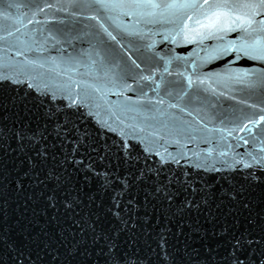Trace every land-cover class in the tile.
<instances>
[{
  "label": "snow or ice",
  "instance_id": "1",
  "mask_svg": "<svg viewBox=\"0 0 264 264\" xmlns=\"http://www.w3.org/2000/svg\"><path fill=\"white\" fill-rule=\"evenodd\" d=\"M70 6L80 5L70 0ZM87 7L117 11L135 21L121 27L122 34L150 41L142 45L150 53L145 61L158 68L164 60L168 75L170 60L153 51L152 33L139 25L172 24L175 35L164 36L165 41L175 42L176 36L194 44L219 41L208 59L231 55L233 63L264 65V0H92ZM36 10L43 11L39 5ZM0 15L9 19L7 12ZM230 33L235 35L228 39ZM44 39L62 42L55 34ZM20 43L36 41L28 37ZM131 63L140 68L135 60ZM164 73L159 83L151 68L139 79L155 84L153 90L167 89L171 82L163 79ZM193 74L195 79L179 73L189 87L215 76L225 86L259 89V114L244 117L240 131L253 143L257 137L264 141V68ZM21 83L26 82L0 74V264H264V155L249 153L250 160H234L224 169L195 164L191 172L172 168L179 161L160 153L158 162L149 164L135 146L104 143L85 124L82 109L94 103L89 90L95 92L99 85L78 83L81 90L73 93L70 83L58 100L56 91L32 83L20 95L13 86ZM130 88L124 82L117 94ZM144 152L151 155L152 149ZM206 171L220 175L208 178L202 174ZM13 200L23 207L15 225L9 224L7 212ZM13 227L19 230L18 241L10 234Z\"/></svg>",
  "mask_w": 264,
  "mask_h": 264
},
{
  "label": "water",
  "instance_id": "2",
  "mask_svg": "<svg viewBox=\"0 0 264 264\" xmlns=\"http://www.w3.org/2000/svg\"><path fill=\"white\" fill-rule=\"evenodd\" d=\"M12 3L27 4L28 7L9 9L7 5ZM77 3L80 6H70V0H0V13L7 12L9 17L5 20L0 15V37H6L0 39V74L26 82L13 86L20 95L30 91L27 83L56 91L58 100L60 90L70 83L73 93L81 90L78 83L99 85L95 92L89 90L94 103L82 109L85 124L104 143L127 142L135 146L136 152L147 156L146 163L149 164L154 160L158 162L156 153H160L179 161V164L172 163V168L191 172L195 164L205 167L214 164L216 168L224 169L226 163L234 160H250L249 153L264 155L259 151L264 148V141L257 137L253 143L240 131L242 124L247 122L244 117L252 116L253 112L259 114L262 101L259 89L251 91L239 85L225 86L222 81H216L215 76L206 79L202 85L189 87L179 75L183 72L195 79L194 72L226 75L228 69L251 71L264 68V65L244 60L233 63L231 55L208 59L207 54L219 41L205 40L203 44H194L184 42L179 36L175 42L165 41L164 36L175 35L172 24L139 25L145 33H152L151 40L156 42L153 51L170 60L168 70L172 75H168L164 73V60L158 61V68L155 62L149 65L145 61L150 53L142 45L150 41L122 34L121 27H131L135 21L118 15L117 11L108 13L87 7L92 0H77ZM46 4L54 7L47 8ZM37 5L43 11H37ZM61 6L67 10H62ZM92 15L97 19H87ZM101 24L116 36L115 41L108 39L99 27ZM5 29L12 34L7 36ZM53 34L62 42L44 39ZM234 35L230 33L227 38ZM28 37L36 43L27 46L20 43L27 42ZM129 57L140 64V68H135ZM149 68L156 72L152 79L157 83L164 73L163 79L171 82L167 89L162 86L153 90L155 84L139 79L141 72L148 75ZM116 74H119V80ZM132 77H135V83ZM124 82L131 88L123 89V94L118 95ZM125 105L132 107L125 108ZM241 138L248 139V144ZM145 147L152 149L151 155L144 152ZM222 152H227V156L218 155ZM202 174L208 178L220 175L212 171ZM7 212L9 224L15 225L23 207L17 208L13 200ZM10 234L13 240H19L17 228L13 227Z\"/></svg>",
  "mask_w": 264,
  "mask_h": 264
}]
</instances>
